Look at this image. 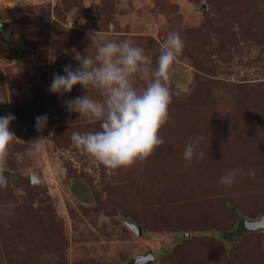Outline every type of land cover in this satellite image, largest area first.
Listing matches in <instances>:
<instances>
[{"label":"rangeland","instance_id":"obj_1","mask_svg":"<svg viewBox=\"0 0 264 264\" xmlns=\"http://www.w3.org/2000/svg\"><path fill=\"white\" fill-rule=\"evenodd\" d=\"M0 21L10 27L0 29V117H15L9 130L16 137L3 163L0 264H128L151 252V264H264V229H240L264 221V0H0ZM93 30L131 40L152 68L170 32L184 42L170 68V122L160 129L167 124L176 135L175 158L162 169L177 178L165 203L180 201L173 207L184 229L157 222L154 208L141 211L125 186L155 150L113 169L71 141L73 132L98 131L100 122L68 112L64 102L103 96L91 86L62 95L49 86L65 66L79 67L73 49L94 55L87 38ZM145 85L133 78L137 89ZM45 114L47 125L37 132L36 117ZM39 136L48 140L37 153L29 142ZM232 169L243 176L222 185ZM217 206L236 218L230 233L212 234L220 224L209 208ZM245 245L253 257L243 255Z\"/></svg>","mask_w":264,"mask_h":264},{"label":"clouds","instance_id":"obj_2","mask_svg":"<svg viewBox=\"0 0 264 264\" xmlns=\"http://www.w3.org/2000/svg\"><path fill=\"white\" fill-rule=\"evenodd\" d=\"M81 23L86 21L81 20ZM87 38L95 47L94 55H88L86 49L85 55L81 56L73 49L79 67L65 66L64 75L54 74L49 86V92L58 95L70 93L77 85L85 90L91 86L103 96L102 102L88 95L64 102L68 112L90 116L100 122L98 131L73 132L71 141L108 168L128 167L137 161L143 162L164 143L158 133L169 118L168 107L172 101L168 86L170 68L181 55L184 42L179 33L170 32L160 47L156 66L152 68L151 59L131 40L117 42L94 30L87 34ZM133 78L145 81L146 86L137 89L133 86ZM14 120L11 114L0 117V187L7 184L3 163L7 146L16 138L9 130ZM47 122L46 114L36 117L37 132H42ZM201 139L197 137L195 143L198 144ZM47 140L39 136L29 144L39 153ZM194 152V143L190 138L183 158L191 162ZM196 156L202 159L203 153ZM238 174L243 176L241 169L229 170L221 177L220 183L231 187Z\"/></svg>","mask_w":264,"mask_h":264},{"label":"trees","instance_id":"obj_3","mask_svg":"<svg viewBox=\"0 0 264 264\" xmlns=\"http://www.w3.org/2000/svg\"><path fill=\"white\" fill-rule=\"evenodd\" d=\"M169 122L170 120L167 123ZM158 135L163 139V145L155 149L154 158L152 157L149 162L145 163V166L141 170L143 173L138 172L135 176L128 177L130 179L125 181V186L128 192L130 191L131 193H136L135 195L138 196L139 199H137V201L139 203L137 205L141 206L142 209H145H141V211L146 212L154 208L157 211V222L162 217L166 226H169L172 223L178 224L177 229L181 230V228H185L184 225L186 223L180 222L181 220H178L180 209H174L173 207V204L177 203L179 200L177 199L178 201L175 200L173 203H171V201L165 203L167 196L170 195L172 197L175 191L178 190V181L175 174L168 176L167 173H165L166 171L162 169H165V163H171L175 158L172 153L173 149L175 148L173 143L176 135L173 132V129H170L167 124L164 131L159 130ZM165 155L168 156V159L164 158ZM159 181L162 183L160 184L162 186L161 189H158ZM132 197H134V195H132ZM158 197L161 198L164 203L159 202ZM164 204L166 206H164ZM154 205H156V207ZM209 211L211 214H213V216H215L216 224H220L217 225V228L214 229L212 234L217 233L224 235L230 233L229 231L233 230L234 226H231V224L232 222L236 221L234 215H231L230 212L223 211V209L218 206L210 207ZM253 252L254 249L250 245H245L242 249L243 255L247 257H253Z\"/></svg>","mask_w":264,"mask_h":264},{"label":"water","instance_id":"obj_4","mask_svg":"<svg viewBox=\"0 0 264 264\" xmlns=\"http://www.w3.org/2000/svg\"><path fill=\"white\" fill-rule=\"evenodd\" d=\"M0 29L3 31H9V23L0 21ZM31 180L33 182V178L31 177ZM127 225L130 227L132 231L137 233L138 235H141L142 231L139 226L127 223ZM243 226V227H242ZM241 226V230H246V231H252V230H258V229H264V221L260 222H252L251 224H247L246 221L243 223ZM155 255L151 253H147L145 255H140L138 256L134 261H130L128 264H151L152 262L155 261Z\"/></svg>","mask_w":264,"mask_h":264}]
</instances>
